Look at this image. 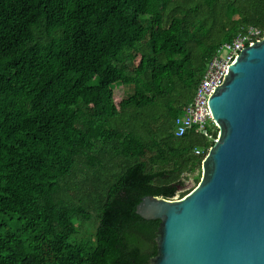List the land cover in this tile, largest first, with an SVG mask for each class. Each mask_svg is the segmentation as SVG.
Returning <instances> with one entry per match:
<instances>
[{
  "label": "trees",
  "instance_id": "16d2710c",
  "mask_svg": "<svg viewBox=\"0 0 264 264\" xmlns=\"http://www.w3.org/2000/svg\"><path fill=\"white\" fill-rule=\"evenodd\" d=\"M249 28L264 0H0V264H149L135 206L199 182L175 118Z\"/></svg>",
  "mask_w": 264,
  "mask_h": 264
},
{
  "label": "water",
  "instance_id": "95a60500",
  "mask_svg": "<svg viewBox=\"0 0 264 264\" xmlns=\"http://www.w3.org/2000/svg\"><path fill=\"white\" fill-rule=\"evenodd\" d=\"M219 136L198 184L180 198L144 195L158 219L149 264H264V37L227 67L208 99Z\"/></svg>",
  "mask_w": 264,
  "mask_h": 264
},
{
  "label": "built area",
  "instance_id": "2783aa9c",
  "mask_svg": "<svg viewBox=\"0 0 264 264\" xmlns=\"http://www.w3.org/2000/svg\"><path fill=\"white\" fill-rule=\"evenodd\" d=\"M262 38L259 30L249 28L246 32L240 33L231 40L223 41L218 45L206 64L192 99L185 105L182 114L175 118L174 133L176 136H181L194 129L207 137L212 144L218 140V124L210 112L208 99L215 87L222 84L227 67L236 60L240 51ZM209 148L210 146L204 151L196 147L194 152L196 154L204 153L205 156Z\"/></svg>",
  "mask_w": 264,
  "mask_h": 264
},
{
  "label": "rangeland",
  "instance_id": "374dc122",
  "mask_svg": "<svg viewBox=\"0 0 264 264\" xmlns=\"http://www.w3.org/2000/svg\"><path fill=\"white\" fill-rule=\"evenodd\" d=\"M120 88H122V86H116L115 88V102L118 103L120 97H121V93H120ZM199 174V180L201 179V176H202V168L200 167V171H196L194 173V175H197ZM198 183H196L194 185V177H191L189 178V180L186 182L184 188H181L177 191L176 195L173 197V198H179V192L185 190V189H188V188H194Z\"/></svg>",
  "mask_w": 264,
  "mask_h": 264
}]
</instances>
